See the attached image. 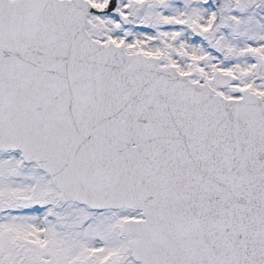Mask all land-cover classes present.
I'll return each mask as SVG.
<instances>
[{
    "label": "snow or ice",
    "instance_id": "6c2138e0",
    "mask_svg": "<svg viewBox=\"0 0 264 264\" xmlns=\"http://www.w3.org/2000/svg\"><path fill=\"white\" fill-rule=\"evenodd\" d=\"M0 264H264V0H0Z\"/></svg>",
    "mask_w": 264,
    "mask_h": 264
}]
</instances>
